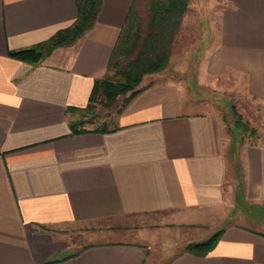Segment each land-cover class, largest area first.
I'll list each match as a JSON object with an SVG mask.
<instances>
[{
  "label": "crops",
  "instance_id": "obj_1",
  "mask_svg": "<svg viewBox=\"0 0 264 264\" xmlns=\"http://www.w3.org/2000/svg\"><path fill=\"white\" fill-rule=\"evenodd\" d=\"M135 1L103 0L90 31L32 65L9 52L73 25L76 1L0 0V264H149L137 243L73 256L58 229L164 211L202 232L190 242L221 232L207 255L182 252L169 264H264V230L251 218L264 209V0H218L219 36L199 70L230 81L261 116L262 139L236 153L222 113L173 79L141 88L114 131H73L80 113L70 109L86 108L108 74Z\"/></svg>",
  "mask_w": 264,
  "mask_h": 264
},
{
  "label": "rangeland",
  "instance_id": "obj_2",
  "mask_svg": "<svg viewBox=\"0 0 264 264\" xmlns=\"http://www.w3.org/2000/svg\"><path fill=\"white\" fill-rule=\"evenodd\" d=\"M218 0H192V5L183 21L181 31L172 47L170 61L165 70L146 75L136 89L158 81L173 79L182 82L193 100L206 101L208 109L217 108L223 115L230 130L233 152L239 144L253 143L262 136L257 134L261 126V116H257L256 107L249 102L237 99L238 90H231V82H223L209 75L211 81H205V72L199 71L208 61V54L213 51V40L218 38L220 11ZM138 12L144 23L148 22L143 0H140ZM132 55L122 57L124 64ZM202 66V67H201ZM114 75V71L109 73ZM130 93L122 96L119 103L111 110L98 105L93 113H80L77 121L84 123V129H95L107 123H113L123 101ZM239 98L240 95H238ZM241 122L247 132L239 125ZM240 126V127H239ZM252 131L255 135H252ZM254 226L264 230V209L254 212ZM60 236L73 242L72 251L99 242H123L144 244L150 249L149 264H169L173 256L185 252L193 243L192 237L202 234L189 227L177 225L171 212H157L130 216L102 225H64L58 229Z\"/></svg>",
  "mask_w": 264,
  "mask_h": 264
},
{
  "label": "trees",
  "instance_id": "obj_3",
  "mask_svg": "<svg viewBox=\"0 0 264 264\" xmlns=\"http://www.w3.org/2000/svg\"><path fill=\"white\" fill-rule=\"evenodd\" d=\"M78 7V19L70 27L58 31L51 39L32 48L19 51H10L11 57L26 61L32 65L40 64L54 50L75 44L83 35L96 24L103 6V0H75ZM140 0H136L131 7L126 21L122 27L116 46L112 53L108 74L96 80L90 101L84 109H70L73 112L93 113L100 104L106 110H111L119 103L122 96L130 93L121 105L119 115L124 108L142 90L136 89L143 78L148 74L162 72L169 64L172 47L181 31L184 18L188 13L192 0H143L148 22L145 24L141 18L138 7ZM124 64L122 57L132 55ZM114 71V75L109 73ZM242 129H248L239 122ZM79 121L72 123L76 133L87 132ZM110 126L105 123L93 129L95 132H111ZM240 127V126H239ZM255 135V132H251ZM221 237V232L209 239L189 244L185 252L197 255H207ZM80 249L76 254L85 250Z\"/></svg>",
  "mask_w": 264,
  "mask_h": 264
}]
</instances>
